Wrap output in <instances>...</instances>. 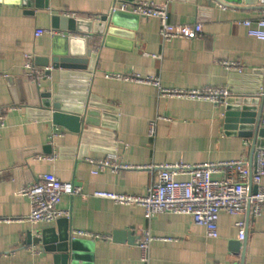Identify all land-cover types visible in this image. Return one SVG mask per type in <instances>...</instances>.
<instances>
[{
	"label": "crops",
	"instance_id": "1",
	"mask_svg": "<svg viewBox=\"0 0 264 264\" xmlns=\"http://www.w3.org/2000/svg\"><path fill=\"white\" fill-rule=\"evenodd\" d=\"M125 1L131 2L0 0V113L5 114L0 128V217L11 218L0 222V264H72L67 242L74 230L108 236L77 237L82 243L75 264H144L137 245L143 231L156 237L149 264H264V207L256 216L222 211L218 237L212 238L190 215L163 213L149 220L141 205H122L94 195L96 191L145 195L155 174L141 166L238 159L252 163L253 139L226 128V105L161 96L153 82L110 79L104 74L136 73L159 80L163 88L229 89L262 82L264 40L251 37L242 21L263 17L264 10L177 0L170 5L171 21L202 23L203 37L164 42L157 18L128 14L121 15L127 27L113 35L77 34L81 39L72 43L74 55L89 49L96 55L89 71L45 66L38 60L52 56L55 35H71L53 29L54 15L89 20L110 15L115 4ZM138 1L164 0L133 2ZM40 28L46 32L37 36ZM64 44L59 46L63 49ZM28 55L37 67H52L40 84L26 77ZM224 60L241 61L252 79L227 70L221 64ZM84 72L91 77L77 75ZM37 87L67 99L81 98L88 91L90 108L100 114L92 116V130L83 134L55 126L39 107L41 99H35ZM157 117L161 118L151 137L149 125ZM55 131L59 135L52 138ZM106 159L133 168L106 167L94 173L98 164L91 160ZM43 174L82 187L83 194L61 198L59 207L70 212L69 218L51 223L29 220L30 199L20 191ZM241 220L247 225L245 240L239 239L236 225Z\"/></svg>",
	"mask_w": 264,
	"mask_h": 264
},
{
	"label": "built area",
	"instance_id": "2",
	"mask_svg": "<svg viewBox=\"0 0 264 264\" xmlns=\"http://www.w3.org/2000/svg\"><path fill=\"white\" fill-rule=\"evenodd\" d=\"M177 0L122 2L115 4L111 14L117 11L137 14L140 17L157 18L160 22L159 33L164 42L173 39H197L204 35L202 23H173L170 18V5ZM259 5L264 0H259ZM89 20H99L101 17H87ZM242 24L248 29L251 37L264 40V16L255 20L245 19ZM46 29H37L36 35H42ZM95 50H97L95 48ZM221 64L229 71L239 74L246 72V66L239 60H224ZM52 67L40 68L34 64L31 56L26 57V77L37 84L49 76ZM110 79L135 80L153 82L158 86L161 96L183 97L212 101L217 105H226L231 92L227 87H205L198 89L163 88L157 79H144L136 73H105ZM264 95V89H261ZM149 125V135L155 136L156 120ZM5 125V114L0 113V128ZM264 125V119H263ZM59 135L53 132L52 138ZM43 158V157H41ZM100 169L112 167L116 170L133 168L129 165L116 163L111 159L94 161ZM139 168L151 169L155 174L145 195H130L110 191H96L97 197L113 200L122 205H141L145 218L151 220L163 213L190 215L197 225L206 229L208 237L216 238L219 234V218L222 211L242 214L251 212L260 215L264 207V147L255 152V164L251 167L245 159L206 162L196 165L179 161L160 165H146ZM253 176L251 177V172ZM221 175L216 178L215 175ZM256 186V190H254ZM27 196L31 203L29 220L33 223H51L60 218H69L70 212L59 207L64 194H83L82 187L65 182L52 174H43L37 183L20 191ZM11 218L0 217V222H9ZM239 228V239L245 240L247 234L246 222L236 223ZM72 237H92L93 239L107 238L106 235L92 234L84 230H74ZM156 239L149 231H143L138 240L141 251L140 259L144 264L150 261V246Z\"/></svg>",
	"mask_w": 264,
	"mask_h": 264
},
{
	"label": "water",
	"instance_id": "3",
	"mask_svg": "<svg viewBox=\"0 0 264 264\" xmlns=\"http://www.w3.org/2000/svg\"><path fill=\"white\" fill-rule=\"evenodd\" d=\"M133 2L134 0H128ZM217 2L221 5L230 8L237 9H259L264 10V4L259 5V0H209ZM47 7H49L47 5ZM132 15L139 18L137 14L128 12L117 11L110 15H104L100 21L86 20L82 18L66 17L62 15L53 16V29L67 32L71 35L59 34L55 35V46L56 48L52 52V56L38 57V60L42 62V65L52 66L55 68L74 69L79 71H89L95 59V54L92 49L87 50L84 54L74 55L72 43L81 39L77 34H90L99 33L106 35H113L118 32L119 28H126L123 24V16L121 15ZM86 41V39H83ZM61 41H66L63 49L59 46ZM84 63L85 65H82ZM83 78L91 77L90 73L77 74ZM244 76L246 79H252L248 77L246 73L239 74ZM247 86L241 88L230 87L231 96L227 100L226 104V128L228 130H238V134L242 137L253 139V151L254 156L257 147H264V95H261V89H264V79L262 82L255 81L249 82ZM86 90V87H85ZM88 90V89H87ZM35 99H41V105L39 107L46 110V114L51 116L53 124L55 126L65 127L66 129L78 132L87 133L92 129L94 119L93 115H100L98 110L90 108L91 100L89 92L84 91L83 97L78 99H67L63 96L53 97L51 92L41 91L40 87L35 88ZM39 101V100H38ZM104 117L109 115L103 114ZM88 127L85 129V126ZM255 164V159L250 163L251 167ZM253 171L251 172V177ZM256 190V186H254ZM123 232L118 231L117 235H122ZM82 240L71 237L67 242V250H71V258L75 264V259L79 252V246ZM93 243V242H92ZM241 245V244H240ZM65 250V249H63ZM66 251V250H65ZM69 258V255H66ZM62 255H56V258H61Z\"/></svg>",
	"mask_w": 264,
	"mask_h": 264
}]
</instances>
